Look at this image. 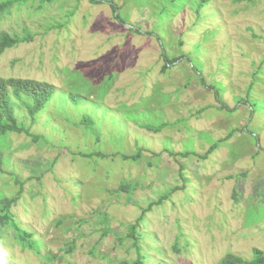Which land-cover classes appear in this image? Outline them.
I'll use <instances>...</instances> for the list:
<instances>
[{"label": "rangeland", "instance_id": "1", "mask_svg": "<svg viewBox=\"0 0 264 264\" xmlns=\"http://www.w3.org/2000/svg\"><path fill=\"white\" fill-rule=\"evenodd\" d=\"M198 4L28 0L0 16V33L34 34L0 77L56 89L29 126L38 140L0 135V205L19 194L10 212L35 250L0 226V264L131 262L128 226L175 186L142 216L145 264L264 252V1Z\"/></svg>", "mask_w": 264, "mask_h": 264}, {"label": "trees", "instance_id": "2", "mask_svg": "<svg viewBox=\"0 0 264 264\" xmlns=\"http://www.w3.org/2000/svg\"><path fill=\"white\" fill-rule=\"evenodd\" d=\"M28 0H0V16L9 15L10 11L13 8L22 7L27 4ZM32 1V0H29ZM40 4H50L53 0H38ZM244 1L247 3H252L255 0H235ZM264 1V0H256ZM207 0H199L198 7L196 9L197 15L200 16L202 8L205 6ZM34 39V34L31 33L28 29L24 28L21 35L8 34L7 32L0 33V56L7 50L17 47L23 43H30ZM55 87L45 81H36L34 79L27 78H18V77H9L2 78L0 77V135H5L8 133L22 134L33 141L38 140V136L31 133L29 126H32V123L37 121L36 116L41 114V111L46 107L47 104L51 102L53 95L55 94ZM251 86H249V91ZM55 106V103H53ZM24 109L25 114L19 119V111ZM80 113L84 110L81 108H76ZM45 118V115H43ZM28 119L30 124L25 125V120ZM93 123L83 116L77 122V126L86 127L90 129ZM165 124L159 126H146L143 125L142 128L148 132L158 133L165 128ZM89 127V128H88ZM40 137V136H39ZM229 136L224 138L226 141ZM216 144L212 145L201 158H206L213 150H215ZM141 149L137 150L136 155L126 156L122 155L121 157L124 160L132 159L135 160L140 156ZM85 157H90L91 155H83ZM97 156H104L97 154ZM2 154L0 152V174H5L2 165ZM180 179L184 181V177L180 172ZM16 184H19L15 180ZM21 185V183H20ZM181 187H172L168 194L163 195L155 203H151L147 208L142 210L141 215L136 219L135 223L128 226V237L132 240V247L135 251V258L131 262L121 261L118 264H145V255L141 254L138 241L141 240V231L138 230L141 222L142 216L147 212L153 204H160L163 200L167 199L169 195L176 192L177 190L182 189ZM19 194H16L15 197L9 199L5 198L1 201L0 205V226H8L13 230V234L17 242L20 244L22 250H28L35 253L34 242L32 240V235L22 228L15 222L13 215L10 210L11 207L19 199ZM216 264H264V252L257 248L251 250V258L245 259L239 255L233 253H226L218 260Z\"/></svg>", "mask_w": 264, "mask_h": 264}]
</instances>
